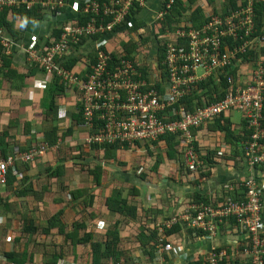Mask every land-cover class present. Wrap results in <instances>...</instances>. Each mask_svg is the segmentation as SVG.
<instances>
[{
	"label": "crops",
	"instance_id": "crops-1",
	"mask_svg": "<svg viewBox=\"0 0 264 264\" xmlns=\"http://www.w3.org/2000/svg\"><path fill=\"white\" fill-rule=\"evenodd\" d=\"M89 1L62 0L63 5L58 11L41 8L42 17L30 21L8 15V20L12 22L11 30L5 29L4 34L11 42L7 56L10 58L9 69L13 73L15 86L13 91L10 90L7 81L3 80V75L0 74V149L6 147V151H10L5 156H10L15 151L26 152H21V147L31 150L44 143L48 148L43 156L34 162L22 164L17 160L15 183L12 186L0 187V242L3 241V248H0V264H16L3 256L10 251L16 252L14 255L19 258L26 257L31 261L28 264H51L48 254L52 257L61 249L65 254H62L56 264H60L61 259L63 264H89L91 255L88 246H72L64 240L63 235L57 233L56 228L50 229L48 234L41 229L48 225L49 214L53 215L57 210H61L60 221L63 225L70 227L77 220L78 223L86 224L85 228L79 229L77 237L87 232L92 234L93 241L104 239V233L110 224L117 220L123 224L119 215L109 212L104 206L106 199L116 189L137 209L139 219L147 218L144 223L150 228H156L159 234H164V230H169L175 225L169 228L163 226L174 218L178 219L195 194H200L206 200L197 203H215L222 199L227 185L234 187L241 179L254 177L258 178L264 197V171L247 169L242 162L234 164L228 159L235 154L236 145L229 143L224 133L213 123L199 128L193 134L196 151L202 160H210L211 166L200 172V176L205 177L204 181L190 182L186 176L188 172L183 163L182 143L179 140L174 141L172 149L161 140L136 143L128 149L117 150L115 158L105 160L103 151L94 150L87 145V131L70 117L71 113H76L79 105L75 89L68 90V87L63 86V95L56 96L54 107L50 106L47 89L53 80L44 84L45 74L31 69L30 66L35 64L26 60L28 50L43 47L44 41L58 31L61 25L76 26L82 6ZM232 1L236 5L242 2ZM165 3L166 0H144V6L136 15V19L143 23L138 28L143 30L144 35L141 45L149 47L150 37L159 31L157 26L152 28L149 22ZM228 3L231 4L229 0H192L191 4L185 3L183 8L187 9L185 14L199 8L208 16L212 13L222 14L224 6ZM131 32L128 22L125 26L115 28L108 37L86 40L78 48L70 49L81 59L73 68L77 76L83 78L86 75L95 57L94 53L101 46L109 51L119 50L129 38V45L131 42L136 45L133 47L132 44V49H135L132 57L136 56L139 40L134 32ZM155 53H158L155 49L149 50L146 54L147 60H151ZM61 106L65 107L62 113L58 110ZM229 116L231 121L233 113ZM231 125L238 129L232 121ZM96 165L102 168L101 183L98 187L92 185L91 176L88 174V170ZM21 186L27 191V194L22 196L16 193L17 187ZM83 188L90 189V193L94 195L91 207H82L81 200L74 199L71 195L73 190ZM219 196L220 198H217ZM91 213L95 214L92 219L89 217ZM113 219L115 221H112ZM137 220L130 221L129 228L125 224L119 235L125 248L133 253L134 264L136 251L140 252V259L143 257L140 264H149L151 261L141 253L132 229V224H136ZM30 221L35 231L25 235L23 226ZM177 222L181 225L179 233L169 236L164 234L171 248L177 249L168 262L191 264L199 258V253L210 249L211 243L193 235L184 222ZM233 237L234 234L225 235L218 245L232 242L235 239ZM80 258L86 260L77 261Z\"/></svg>",
	"mask_w": 264,
	"mask_h": 264
},
{
	"label": "built area",
	"instance_id": "built-area-1",
	"mask_svg": "<svg viewBox=\"0 0 264 264\" xmlns=\"http://www.w3.org/2000/svg\"><path fill=\"white\" fill-rule=\"evenodd\" d=\"M254 2L243 0V5L225 14H209L199 27L190 19L178 21L172 31L166 30L159 37L162 57L155 53L147 60L150 48L141 41L138 54L130 58H113L109 52L99 51L86 77L79 78L57 63L70 44L83 36L111 32L125 22L131 9L144 6V0L89 1L84 7L89 15L86 25L65 26L58 40L46 47L30 48L28 58L45 74L44 84L56 78L80 95L82 107L76 113L81 114L83 126L90 131L87 142L131 147L174 135L182 143L188 181L200 182L205 180L200 172L206 161L194 147L192 131L222 114L239 112L246 129L251 130L242 145V163L247 169L258 170L264 168V37L254 35ZM173 3L167 0L154 20H161ZM35 4L54 10L63 2L0 0V9L29 10ZM142 32L135 30L138 40ZM2 34L0 28V43L7 48ZM197 70L202 71L201 76H197ZM221 75L226 84L224 96L209 103L202 97V106L192 101L189 109L184 99L197 84L211 76L218 83ZM58 110L62 113L65 107ZM33 150L42 154L44 145ZM5 173L6 164L0 161V183ZM240 187L242 195L232 193ZM260 189L256 178L241 179L234 187L226 186L222 199L210 204L192 203L178 219L163 226L169 228L182 221L193 235L208 240L210 249L199 253L203 264H264V197ZM229 234L235 239L219 246L221 238ZM176 250L160 243L153 261L165 264Z\"/></svg>",
	"mask_w": 264,
	"mask_h": 264
},
{
	"label": "trees",
	"instance_id": "trees-1",
	"mask_svg": "<svg viewBox=\"0 0 264 264\" xmlns=\"http://www.w3.org/2000/svg\"><path fill=\"white\" fill-rule=\"evenodd\" d=\"M101 1H108V0H99V2ZM173 1L174 3L172 4L170 10L163 15V18L161 20L156 21V26L159 30L157 32L158 37H160L162 33L166 32V30L172 31L175 24L178 21L185 18L186 16L185 13L187 9L183 8L184 4L192 3V0H173ZM229 2H231V4L228 3L227 5H225L222 13L225 14L229 9L237 8L238 5H236V3H234L232 0H229ZM85 5L82 6L80 15L78 16V19H77L78 22L75 25H83L89 19V15L83 12V8ZM239 5H243V0ZM41 8L42 7H40V5H37L31 8L30 10H25L23 7L12 8V9H9V8L0 9V28H2L3 30V35L5 36L4 34L5 29H8L9 31L11 30L12 22L8 20V15L11 14L12 18L19 17L22 20L30 21L31 19L42 17ZM58 9L59 8H56L55 10L58 11ZM253 10H254V24H255L254 35H260L264 37V1L255 0L254 5H253ZM138 11L139 9H137L136 11L131 9L130 15L127 16L122 26H125L126 23L128 22L129 23L132 22L131 26L129 27L130 28L129 31H133V32H135L136 29L141 27L143 23L140 20L136 19V15L138 14ZM189 14H188L187 19H190V21H192L195 27H199L201 24H203L208 19L205 13L199 8H197L196 10H194L193 12ZM212 14L215 15V14H220V13H212ZM62 28L63 26L61 25L58 31H56L54 34H51L44 41L43 47H46L50 45L51 43H53L54 41H56L58 39V36ZM108 35H110V33L97 34V35H94L91 39L97 40L104 36L108 37ZM86 40H87L86 38H81L78 44L73 45L71 49H73V47H75V49L78 48ZM145 40L149 41L148 39H145ZM132 44L133 43L131 42L129 45V38H128V40L122 44L121 49L114 50V51L112 50L110 54L113 56V58H120V57L130 58L132 56L133 50H135V49H132ZM135 46L136 45L133 44V47ZM161 47L162 45L160 43L158 53H157L158 57H162V54H163V50ZM3 50L4 48L0 45V74L3 75V78H4L3 80L7 81L9 85V89L13 91V87L15 85H14L13 73L11 69H9L10 58L7 55H4ZM97 50H106V49L103 46H101ZM263 50H264V46H262V52H264ZM96 52L94 53L95 57L91 61V64L94 62V59L96 58ZM80 60L81 59L78 57V55L76 54L74 55L72 51L69 50L60 59H58L57 62L59 65L65 67L67 70L77 75V73L73 70V68H74V65H76ZM90 66L91 65H89L88 71L90 70ZM30 67L34 71L35 70L39 71V69L35 65H31ZM85 77L86 76H84L83 78ZM52 80H53V83L49 85V88L47 89V94H48L50 106L54 107L55 97L63 95V89H62L63 84L59 82V80L56 78H53ZM22 85L24 86L23 83ZM225 85H226L225 78L222 75L220 76V82L218 83H216V80L211 76L206 81L199 82L196 86V89L192 93H190L184 100L187 103V106L189 109H192V101H195L198 107L202 106L203 105L202 97L205 98L206 103L214 102L215 99H220L224 96L223 90L225 89ZM77 98L79 99V94ZM79 108L80 107L78 105V110ZM70 117L74 118V122L77 125H80V126L83 125V119L79 112L74 113V114L71 113ZM229 118H230L229 115L222 114L218 116L211 123L215 124V127L224 133L225 139L228 140L229 143L230 142L232 144L235 143L236 145L234 148L235 154L233 156H229L228 159H231V161L234 162V164L239 163V162L241 163L243 160V148H242L243 146L242 145L245 143L247 137L251 134V130L246 129L245 122L242 120L239 125H236L238 129L233 128ZM84 129L87 131V135H89L90 131L86 128ZM197 131L198 130H193L192 134H195ZM158 140L159 141L161 140L167 143V145L169 146V149H172L174 141H177L174 135H165L159 138ZM87 145L90 146L94 150L97 149V150L103 151L104 153L103 158L105 160L113 159V157L115 158L117 150L120 149L119 145L109 146V145H98L95 143H91ZM20 149L22 150L21 152L28 151L27 150L28 148H25V147L24 148L21 147ZM9 151L10 150L6 151V147L0 149V159L5 158L6 157L5 155ZM16 166H17V162L14 163L13 167H10L8 169L7 181H6L5 186L6 185L12 186V184L15 183L14 174L16 171ZM208 166H211L210 160H207V162H205V168H208ZM263 169L264 168L259 167L258 171H264ZM101 172H102V168L99 165H96L95 168L88 170V174L91 176L90 182L92 183L94 187H98L101 183V176H102ZM47 175H48L47 179L49 180L50 179L49 173ZM186 176L188 178V173L186 174ZM256 180L259 182L258 178H256ZM25 189L26 188H24L23 186L17 187L16 189L17 195L22 196V195L27 194L26 193L27 191ZM114 191L115 192L106 199L104 206L105 208L108 209L109 212L119 215L121 217V220L123 221V224L120 222V220H117L113 222L112 224H110L106 228V231L104 233V239L100 241H97V240L93 241L92 234L87 233V232H85L81 237H77V233L79 229L85 228L86 224L84 222L78 223V220H77L70 227L67 225H63L60 221L61 215H62L61 210H57L53 215L49 214V219H47L48 225L45 227H42L41 230L45 234H48L50 229L56 228L57 233L63 235L64 240H66V242H68L72 246H75L77 244L88 246L90 249V255H91L88 260L89 264H134L132 261L133 253L129 252L128 249L125 248L124 244H122V239L120 238L119 233L121 231L120 230L121 226L123 227L126 224L127 225L126 227L129 228V222L136 221L138 218L137 220L138 222L137 223L134 222L136 224H132L133 226L132 229H134L136 240L141 249L140 250L141 253H143V256H146L147 260L152 261L154 257V253L156 252V246L158 244L161 243L164 246L169 245L168 242H166L164 236L165 235L169 236V235H174V234L179 233L181 225L177 224L178 223L177 222L171 229L163 231L165 235L163 233H160L161 234L160 235L156 228H150L147 226V224L144 223L146 222L147 218L139 219L137 209L134 206L129 204V200L127 198H124L121 195L120 190L116 189ZM232 193L237 194V195H242V188L240 187L239 189L233 190ZM71 195L74 199L77 198L81 200L82 207H85V208L91 207L93 204L94 195L90 193V189L88 188L73 190L71 192ZM193 200L191 203H189V205L195 202L197 203L200 201H204V202L206 201L204 197H202L200 194H195ZM8 209H11V208L8 207ZM89 217L92 219L95 217V214L91 213ZM30 223L31 221L28 222L26 226H23V229H24L23 234L26 235V234H29V232L32 233L35 231V229L32 227V224ZM0 248H3V241L0 242ZM14 254H16V252L10 251V252L4 253L3 256H5L9 261H12L16 264H28L29 262H31V261H28L26 257L19 258V256L14 255ZM62 254H65L64 251H62V249L61 251L55 252L52 255L51 259H49L51 260V264H56L57 260L62 257ZM168 261H169V258H166V263ZM60 264H63L62 259L60 260ZM168 264H171V262H168ZM191 264H203V263L201 261V258L199 257L195 261H192Z\"/></svg>",
	"mask_w": 264,
	"mask_h": 264
},
{
	"label": "bare ground",
	"instance_id": "bare-ground-1",
	"mask_svg": "<svg viewBox=\"0 0 264 264\" xmlns=\"http://www.w3.org/2000/svg\"><path fill=\"white\" fill-rule=\"evenodd\" d=\"M91 1H98L99 2V0H91ZM101 2H103V1H101ZM37 5H40V4H35L34 6H37ZM33 6V7H34ZM32 7V8H33ZM40 7H42V8H47V7H44V6H41L40 5ZM85 7V6H84ZM24 8V7H23ZM2 9V8H1ZM31 9V8H30ZM29 9V10H30ZM47 10H49V8H47ZM83 12H84V8H83ZM85 13V12H84ZM87 14V13H86ZM88 15V14H87ZM128 15H129V13H128ZM127 15V16H128ZM127 18V17H126ZM126 18H125V20H126ZM88 22V20L83 24V25H76V26H73V25H71V24H65V25H63V28L65 27V26H72V27H77V26H84V25H86V23ZM122 25H120V26H117V27H115V28H118V27H121ZM63 28L61 29V32H60V34H59V36H58V39H59V37H60V35L62 34V32H63ZM114 28V29H115ZM113 29V30H114ZM112 30V31H113ZM112 31L111 32H108V33H112ZM94 35H92V36H83L82 38H92ZM2 37H3V39H5L7 42H8V47L6 48V47H4L1 43H0V45L4 48V50H3V53L5 54V55H8L9 54V50H10V46H11V42H10V40L9 39H7L3 34H2ZM57 39V40H58ZM80 41V40H79ZM79 41H77L76 43H71L70 44V48L67 50V51H69L70 49H71V47L73 46V45H75V44H78V42ZM73 48H75V47H73ZM66 51V52H67ZM99 51H105V52H111V51H109V50H97V52H96V57H97V53L99 52ZM65 54V53H64ZM63 54V55H64ZM123 58V57H122ZM26 60L27 61H29V62H32V61H30L29 60V58H28V56H27V58H26ZM58 63V62H57ZM35 64V63H34ZM36 65V64H35ZM37 66V65H36ZM61 66V65H60ZM63 67V66H62ZM38 68V67H37ZM65 68V67H64ZM39 69V68H38ZM66 69V68H65ZM39 71H41V70H39ZM43 73V72H42ZM78 102H79V107L81 108L82 107V105H81V98H80V95H79V99H78ZM82 127H84V128H86V129H88L87 127H85V126H83V125H81ZM87 137H88V135H87ZM87 137H86V139H87ZM86 142H87V140H86ZM87 144H91L90 142H87ZM40 145H44V152H46L47 151V148H48V146L46 145V144H44V143H41V144H39L38 146H40ZM38 146H36V147H38ZM110 146V145H109ZM36 147H33V148H36ZM120 147V149H123V148H126L127 146H119ZM33 148L31 149V150H28V151H26V152H24V153H19L18 151H15V153L13 154V155H10V156H6L5 158H1L0 159V161H2L4 164H6V173H5V175H4V178H3V182H1L0 183V187H2V186H4L5 184H6V181H7V173H8V169L10 168V167H13L14 166V163L15 162H17V160H19L22 164H28V163H31V162H34V161H36V160H38V159H40L43 155L42 154H44V152L41 154V153H38V152H36V151H34L33 150Z\"/></svg>",
	"mask_w": 264,
	"mask_h": 264
},
{
	"label": "rangeland",
	"instance_id": "rangeland-1",
	"mask_svg": "<svg viewBox=\"0 0 264 264\" xmlns=\"http://www.w3.org/2000/svg\"><path fill=\"white\" fill-rule=\"evenodd\" d=\"M155 16H156V14H155ZM187 17H188V14H186V16H185V18H183L182 20H186L187 19ZM153 22H155V21H153ZM149 24H153L152 23V21L151 22H149ZM87 40H90L91 38H86ZM139 45H140V42L138 43ZM120 44L118 43V46H119ZM151 49L153 50V47H151ZM196 74H197V76H201L202 75V71L201 70H197L196 71ZM241 120H242V118H241V114L239 113V112H234L233 113V116L231 117V121L233 122V124H235V125H239L240 124V122H241ZM129 147H126V148H123V149H128ZM112 221H115L114 219L112 220ZM121 229H122V226H121ZM135 247H138V246H135ZM140 253V252H139ZM138 251H136L135 252V264H140L141 262H142V258L140 259V257L138 256ZM84 254H85V252H83V255H82V257H84ZM49 255V257L51 258V254H48ZM77 259H78V257H77ZM49 260V259H48ZM71 260V259H70ZM84 260H86V259H82V258H80V260H77V261H80V262H84ZM86 263H87V261H86ZM146 263V262H145ZM149 264H157L156 262H154L153 260L149 263Z\"/></svg>",
	"mask_w": 264,
	"mask_h": 264
},
{
	"label": "flooded vegetation",
	"instance_id": "flooded-vegetation-1",
	"mask_svg": "<svg viewBox=\"0 0 264 264\" xmlns=\"http://www.w3.org/2000/svg\"><path fill=\"white\" fill-rule=\"evenodd\" d=\"M154 17L155 16H153L151 19H153L152 20V23L153 24H151V27L153 28V27H155L156 26V21L154 20ZM153 21H155V22H153ZM144 37V35H140V38L142 39ZM150 40H151V42L150 43H148L149 45V48H150V50H152L151 49V47H153V49H155V51H157L158 49H157V47H158V44H159V42H160V38L158 37V34H153L152 35V38L150 37ZM140 41H142V40H139V42Z\"/></svg>",
	"mask_w": 264,
	"mask_h": 264
}]
</instances>
